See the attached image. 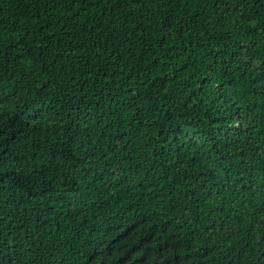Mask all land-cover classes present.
<instances>
[{
	"label": "trees",
	"instance_id": "1",
	"mask_svg": "<svg viewBox=\"0 0 264 264\" xmlns=\"http://www.w3.org/2000/svg\"><path fill=\"white\" fill-rule=\"evenodd\" d=\"M0 264H264V0H0Z\"/></svg>",
	"mask_w": 264,
	"mask_h": 264
}]
</instances>
